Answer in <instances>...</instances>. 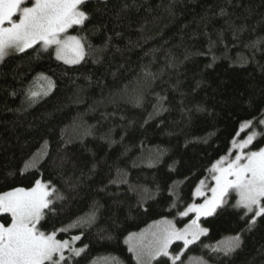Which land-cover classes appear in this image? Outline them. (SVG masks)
Listing matches in <instances>:
<instances>
[{
    "label": "trees",
    "instance_id": "trees-1",
    "mask_svg": "<svg viewBox=\"0 0 264 264\" xmlns=\"http://www.w3.org/2000/svg\"><path fill=\"white\" fill-rule=\"evenodd\" d=\"M84 10L89 20L70 31L85 44L80 64L39 46L0 62V194L37 179L55 189L41 230L59 240L94 216L67 264H137L126 237L160 220L182 224L240 126L261 119L264 0H88ZM40 77L54 87L29 99V89L46 90ZM263 145L264 134L253 148ZM234 199L200 220L206 234L178 264H264V217L249 228ZM231 236L240 243L229 254L209 249Z\"/></svg>",
    "mask_w": 264,
    "mask_h": 264
},
{
    "label": "snow or ice",
    "instance_id": "snow-or-ice-1",
    "mask_svg": "<svg viewBox=\"0 0 264 264\" xmlns=\"http://www.w3.org/2000/svg\"><path fill=\"white\" fill-rule=\"evenodd\" d=\"M87 2L88 0H0V61L9 54V50L22 53L39 44L43 51L54 46L55 58L64 64H79L85 59L83 38L66 33L74 26H84L89 20L90 14L84 10ZM255 43L258 42H254V46ZM40 78L47 81V89L42 88L46 95L54 85L50 79ZM38 95V92L29 89V99ZM259 123L264 125V112L261 113ZM251 124L252 121H246L243 127ZM255 135L256 133H252L242 142H234L237 149L235 159L227 167H223V160L218 162L219 167L213 165L212 171L219 174L214 177L216 183L211 189V198H206L203 204H191L180 213L181 216L195 213L196 218L183 230H176L170 224L161 227L158 232L153 233L151 244L147 247L141 245L138 260L145 256L149 260L160 256L169 257L168 248L173 240H182L186 249L206 232L197 224L200 216L212 215L231 192L237 194L234 207L243 209L241 218L248 217L249 228L256 223V218L264 217V148L244 151ZM29 166L25 164L26 168ZM54 193L55 189L48 190L47 185L37 179L31 189L16 188L0 194V216L4 217V222H0V264H67L65 250L75 256L84 251L83 248H70L68 240L57 239L55 229L47 233L41 230L45 210H51L52 201L49 196ZM194 194L201 195L199 187ZM93 218L94 216H89L84 222H90ZM72 239L75 241L79 237L74 236ZM239 243L240 237H233L220 250L227 255L239 247ZM182 254L183 249L170 257L173 264Z\"/></svg>",
    "mask_w": 264,
    "mask_h": 264
},
{
    "label": "rangeland",
    "instance_id": "rangeland-1",
    "mask_svg": "<svg viewBox=\"0 0 264 264\" xmlns=\"http://www.w3.org/2000/svg\"><path fill=\"white\" fill-rule=\"evenodd\" d=\"M30 6V5H29ZM14 19H16V17H14ZM7 26V25H6ZM74 27H77V26H74ZM73 27V28H74ZM72 29H69L68 30V33H66V35H72L70 33ZM74 36V35H72ZM34 46H39L41 48V46L39 44L37 45H34ZM33 46V47H34ZM27 50V49H26ZM48 50H52V53H53V56L55 58V47H50ZM11 53H20V52H16L14 50H9V54ZM8 54V55H9ZM56 59V58H55ZM57 60V59H56ZM59 61V60H57ZM1 62V61H0ZM60 63L64 64L63 61H59ZM82 62V61H81ZM80 62V63H81ZM79 63V64H80ZM64 65H67V66H74V65H78V64H74V65H68V64H64ZM40 84L41 82H44L46 84V89H47V81L44 80V79H40L39 80ZM43 88V87H42ZM42 88H37V90H40L38 93L40 94L42 91ZM245 123H243L241 126H240V129H239V132H238V137L236 138V140L234 142H242L244 139L247 138L248 135H251L252 133H256L253 141L251 144L248 145V147L244 150L245 152L247 151H258L260 148H264V145L258 149H254L253 148V143L255 141H257L259 138H261V136L264 134V125L260 124L258 122V124H251L250 126H247V127H243ZM242 129V130H241ZM234 142L232 143V146H231V149L230 151L228 152V154L221 158L220 160H218L216 163H214V165H218V162L223 160L224 163H223V167H227V164L231 161V160H234L235 159V153L237 151V149L234 147ZM43 156L44 155H41L40 153H37L35 154L28 162L27 164H29L30 166L29 167H24L25 170H31L33 168H35L37 166V164L39 163V161H41L43 159ZM213 169V166L211 168V177L208 181H204L203 184H199L196 189L199 187L200 190H201V195H195L193 194V200L191 202V204H203L205 199L206 198H211L212 196V191L211 189L213 187H215V179L214 177L216 175H218L219 173L218 172H213L212 171ZM42 184H44L42 182ZM46 185V184H45ZM35 186V185H34ZM33 186V187H34ZM48 187V186H47ZM32 188V187H31ZM30 188V189H31ZM195 189V191H196ZM27 190V189H26ZM48 190H52L48 187ZM194 191V193H195ZM230 195H233L235 197L234 199V205L236 204V201L238 199V196L235 192H231ZM51 196H49V199H50ZM228 197V196H227ZM224 198V202L226 200V198ZM190 204V205H191ZM224 204V203H223ZM222 204V205H223ZM221 205V206H222ZM220 207V206H219ZM186 210V209H185ZM184 210V211H185ZM243 210V209H242ZM214 214V213H213ZM212 214V215H213ZM212 215H208V216H200L199 220L197 221V224L199 226L200 229H205L203 228V226L201 225L200 223V220L203 219V218H207V217H210ZM251 215V214H250ZM88 218V217H87ZM87 218L85 219H82V223H80L79 225L77 226H71L70 228H67L66 231H64L66 233L65 235V238L64 239H61V240H68L69 241V245H70V248H74V249H81L79 246H78V242L81 238V233L79 232V230L81 231V228L82 227H87L89 225V222H84V220H86ZM196 218V214L195 213H189L187 216H179V219L181 220H184V222L182 224H177L175 220H172V219H166V220H160V221H157L151 225H149L148 227H146L145 229H143L142 231L138 232V233H134V234H131V235H128L125 239V244L128 248V250L130 251V253L133 255V257L135 258V260L137 261V264H155V262H157V260L161 259V258H167L169 260V263L170 264H173V261L170 259L171 256H175L176 254L180 253L181 250L183 249V252L192 244H189L188 247L185 249L184 248V244H183V241L182 240H173L172 243L169 245V248H168V252H169V257H165V256H160V257H157L156 259L154 260H149L146 256L143 257L141 260H138L137 259V256H138V253H139V250H140V247L141 245L147 247L149 244H151L153 242V233H156L159 231V229L167 224H170L174 229L176 230H183L187 225H189L191 223V220L192 219H195ZM10 219V218H9ZM1 222V220H0ZM79 232V233H78ZM206 234V232H204L203 234H201L199 236V238L195 241L197 242L199 239H201L204 235ZM74 236H78L79 239L73 241V237ZM233 237H236V236H231V237H226L224 239H222L221 241L217 242L216 244L212 245L211 247H209L210 250H213V251H218V252H222L224 253L223 250H220L222 249V246L224 245V243H226L227 241H229L231 238ZM189 239H191V236L188 237ZM194 242V243H195ZM175 243H178V244H181L182 245V248L177 252V253H172L171 252V246ZM215 249V250H214ZM236 249V248H235ZM65 257L70 259V258H75L77 256L75 255H72V253L69 251V250H65ZM182 258V255L180 256V259L179 260H176L175 261V264H178L180 262ZM184 264H207L206 262H204L203 260H200L199 258H188Z\"/></svg>",
    "mask_w": 264,
    "mask_h": 264
}]
</instances>
